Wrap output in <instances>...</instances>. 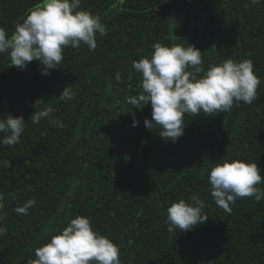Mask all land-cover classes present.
Segmentation results:
<instances>
[{
    "label": "trees",
    "instance_id": "16d2710c",
    "mask_svg": "<svg viewBox=\"0 0 264 264\" xmlns=\"http://www.w3.org/2000/svg\"><path fill=\"white\" fill-rule=\"evenodd\" d=\"M42 0H0L9 36ZM101 17L97 47H68L60 68L42 75L38 61L21 71L0 55V119L23 116L20 143L0 145V264H28L77 216L119 245L122 264H264V200H237L231 214L211 196L208 174L221 159L257 163L264 176V3L251 0H82ZM201 50L207 70L225 59H250L260 78L252 104L184 117L185 131L165 142L145 127L151 103H128L141 89L132 64L153 44ZM117 73L120 79H116ZM71 85L76 95L59 100ZM52 107L38 124L30 117ZM139 121L133 127V119ZM58 121L60 123H53ZM62 124V126H61ZM264 190V183L257 185ZM199 196L208 222L169 232L167 209ZM35 200L28 215L15 209Z\"/></svg>",
    "mask_w": 264,
    "mask_h": 264
},
{
    "label": "clouds",
    "instance_id": "9594fccd",
    "mask_svg": "<svg viewBox=\"0 0 264 264\" xmlns=\"http://www.w3.org/2000/svg\"><path fill=\"white\" fill-rule=\"evenodd\" d=\"M82 0H42L18 22L10 36L0 27V55L7 54L9 67L23 71L33 61L42 65V75L60 68L64 50L79 48L82 44L90 50L97 47V34H107L101 17L86 10H78ZM262 4L264 0H251ZM151 57L133 61L134 70L142 77L141 91L128 99L135 109H143L151 103L152 118H145V127L156 130L165 142L175 143L185 131L184 117L231 111L241 102L252 104L257 97L260 78L254 72L250 59L235 62L225 59L202 67V52L194 45L183 47L173 44H153ZM116 79H120L117 73ZM76 95L73 86L68 85L58 97L60 101H71ZM52 107L35 111L31 122L39 123L50 118ZM53 123H60L52 121ZM23 116L8 114L0 119V145L14 146L20 143L25 131ZM139 121L133 119V127ZM62 126V124H61ZM2 165L10 168L11 161L3 160ZM262 170L257 163L243 160L221 159L210 170L208 183L215 204L231 214L237 200L253 198L264 200V190L257 185L264 183ZM35 200H28L18 206L17 214L28 215ZM5 207L4 194L0 193V211ZM204 201L192 196L191 202L181 199L167 209L168 231L186 232L206 224L208 217L203 213ZM5 217L0 215V221ZM7 228L0 226V236ZM119 245L109 237L98 233L89 217L77 216L57 234L35 249V259L28 264H122Z\"/></svg>",
    "mask_w": 264,
    "mask_h": 264
}]
</instances>
